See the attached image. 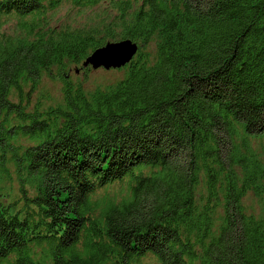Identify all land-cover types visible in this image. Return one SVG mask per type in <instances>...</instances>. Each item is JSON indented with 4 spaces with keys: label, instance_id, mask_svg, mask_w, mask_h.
Returning a JSON list of instances; mask_svg holds the SVG:
<instances>
[{
    "label": "trees",
    "instance_id": "trees-1",
    "mask_svg": "<svg viewBox=\"0 0 264 264\" xmlns=\"http://www.w3.org/2000/svg\"><path fill=\"white\" fill-rule=\"evenodd\" d=\"M0 264H264V0H0Z\"/></svg>",
    "mask_w": 264,
    "mask_h": 264
},
{
    "label": "rangeland",
    "instance_id": "rangeland-1",
    "mask_svg": "<svg viewBox=\"0 0 264 264\" xmlns=\"http://www.w3.org/2000/svg\"><path fill=\"white\" fill-rule=\"evenodd\" d=\"M55 15L51 21V24L53 25H59V22L67 23L71 26L74 25H85V24H91L97 21L98 15H93L92 11L85 10L80 13L76 12H69L68 5L65 3H62L60 7H58L55 10ZM57 21V22H56ZM120 40H110V42H116ZM90 69V68H89ZM124 67L122 66L121 69H113L111 70H105L102 68H99L98 70H87L85 72L86 76V84L88 88H91L96 85H111V83H114L118 81L122 75L124 74ZM69 77L72 80L78 79L81 81L83 78H85L84 73L78 69V72L74 75V69H69ZM40 87L43 88L45 92L50 94V96L53 97V103L58 100L60 97V89L62 86V83L60 82V79L57 76H51L48 77L43 74L42 79L40 81ZM246 205H252L256 206L258 201L257 198H254L251 194L247 195L244 199Z\"/></svg>",
    "mask_w": 264,
    "mask_h": 264
},
{
    "label": "water",
    "instance_id": "water-1",
    "mask_svg": "<svg viewBox=\"0 0 264 264\" xmlns=\"http://www.w3.org/2000/svg\"><path fill=\"white\" fill-rule=\"evenodd\" d=\"M137 49V44L129 39H121V41L116 42L109 41L87 55L81 67H89L92 70H98L99 68L105 70H111V68L121 69L122 66L133 59Z\"/></svg>",
    "mask_w": 264,
    "mask_h": 264
}]
</instances>
